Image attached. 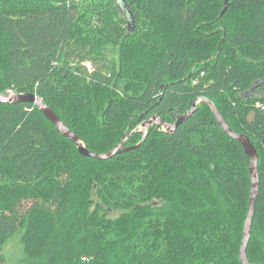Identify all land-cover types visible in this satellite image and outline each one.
Listing matches in <instances>:
<instances>
[{
	"label": "trees",
	"instance_id": "trees-1",
	"mask_svg": "<svg viewBox=\"0 0 264 264\" xmlns=\"http://www.w3.org/2000/svg\"><path fill=\"white\" fill-rule=\"evenodd\" d=\"M110 1L128 25L114 45L76 34L93 0H2L0 94H36L96 154L210 99L259 156L247 257L264 264V0ZM139 8L151 29L132 43ZM166 129L102 161L36 104L0 103V264L19 233L17 264H242L250 157L205 102Z\"/></svg>",
	"mask_w": 264,
	"mask_h": 264
},
{
	"label": "water",
	"instance_id": "water-1",
	"mask_svg": "<svg viewBox=\"0 0 264 264\" xmlns=\"http://www.w3.org/2000/svg\"><path fill=\"white\" fill-rule=\"evenodd\" d=\"M3 102H8V103L24 102V103L36 104L39 107V109H41V111L45 114V116L57 127V129L66 138L70 139L78 147L79 153L83 155L84 157L94 158V159L102 160V161L108 160L119 154H122L124 152L137 148L145 141L147 137V134L145 133L142 141L137 146L125 148L124 147L125 142L135 132L133 131L130 133V135L127 138H124L122 142L120 143V145L116 147L114 150L108 153H105V154H96V153L89 151L84 145V143L69 128H67L63 124V122L53 112V110L50 107H48L44 103L43 99L37 96L36 94L26 93V94L14 95L13 97L0 94V103H3ZM201 102L207 103L212 108L213 114L215 118L217 119V122L219 123V125L223 128L224 132L229 137L239 141L242 144L245 152L251 159V163H250V177H251V183H252L251 199L249 201V213L247 216V220L245 222L243 240H242L241 251H240L241 263L250 264L248 257H247V249H248V245H249V241L251 237L252 222H253L255 206H256V202H257V198L259 194V185H260L259 175H258L259 156L257 154L256 149L252 145L250 139L245 135H240V134L235 133L229 127L225 119L222 117L216 105L210 99L205 98V97L197 99L193 105V109L187 115L180 117L175 125L167 126L166 124H164L163 122L159 120V117L157 115H155L152 120L144 123L142 125V128L145 131H147L148 128L151 126H157L158 128L167 127V129H176L184 120H186L187 118H189L190 116L194 114L197 105Z\"/></svg>",
	"mask_w": 264,
	"mask_h": 264
},
{
	"label": "rangeland",
	"instance_id": "rangeland-1",
	"mask_svg": "<svg viewBox=\"0 0 264 264\" xmlns=\"http://www.w3.org/2000/svg\"><path fill=\"white\" fill-rule=\"evenodd\" d=\"M1 2L2 0H0V4ZM8 2L11 7L45 5V0H8ZM92 3V8L86 12L84 19L78 24L76 34L85 40L98 41L104 45H110L112 42H114L113 45L116 42L118 44L122 37L121 35H124L128 29L125 18L117 11L114 3L110 0H93ZM136 16L138 18L137 32L131 40L132 43L140 40L142 34L151 29L150 22L146 19L144 12L141 11L140 8L138 12H136ZM2 39L3 38H0V45L2 44ZM88 65L90 66V64ZM258 107H260V105H258ZM166 130L169 131V129ZM137 131L138 136L135 142H140L145 133L148 135V130L145 131L142 126H140ZM119 215V212L111 214L112 217H117ZM21 236V233L17 234L5 246L3 250L5 264H17L22 258L23 247L21 244Z\"/></svg>",
	"mask_w": 264,
	"mask_h": 264
},
{
	"label": "bare ground",
	"instance_id": "bare-ground-1",
	"mask_svg": "<svg viewBox=\"0 0 264 264\" xmlns=\"http://www.w3.org/2000/svg\"><path fill=\"white\" fill-rule=\"evenodd\" d=\"M236 133V132H235ZM238 134V133H237ZM246 136V135H245ZM251 141V140H250ZM252 143V142H251ZM253 145V144H252ZM255 148V147H254ZM258 154V153H257Z\"/></svg>",
	"mask_w": 264,
	"mask_h": 264
}]
</instances>
